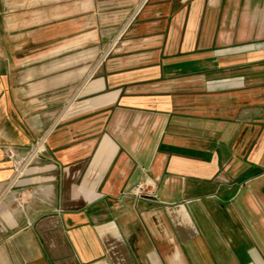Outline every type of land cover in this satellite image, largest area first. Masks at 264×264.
Instances as JSON below:
<instances>
[{
	"label": "crops",
	"instance_id": "crops-1",
	"mask_svg": "<svg viewBox=\"0 0 264 264\" xmlns=\"http://www.w3.org/2000/svg\"><path fill=\"white\" fill-rule=\"evenodd\" d=\"M56 54L0 53V264H264V0H148L109 59Z\"/></svg>",
	"mask_w": 264,
	"mask_h": 264
},
{
	"label": "rangeland",
	"instance_id": "rangeland-1",
	"mask_svg": "<svg viewBox=\"0 0 264 264\" xmlns=\"http://www.w3.org/2000/svg\"><path fill=\"white\" fill-rule=\"evenodd\" d=\"M147 1L0 0V53L59 52L51 57L56 64L79 60L91 66L122 48ZM9 149L16 153L13 146H5L7 157ZM14 163L20 177L23 164ZM15 198L13 202L20 199Z\"/></svg>",
	"mask_w": 264,
	"mask_h": 264
},
{
	"label": "built area",
	"instance_id": "built-area-1",
	"mask_svg": "<svg viewBox=\"0 0 264 264\" xmlns=\"http://www.w3.org/2000/svg\"><path fill=\"white\" fill-rule=\"evenodd\" d=\"M39 147H40V145L39 144L38 145L36 144V146L32 148V151L30 153V157L34 156L36 153L39 152ZM7 152H8V157L10 159H14L15 158L16 153L12 149H9ZM143 189H144V185L139 184L137 186V188H136V192L140 194Z\"/></svg>",
	"mask_w": 264,
	"mask_h": 264
}]
</instances>
